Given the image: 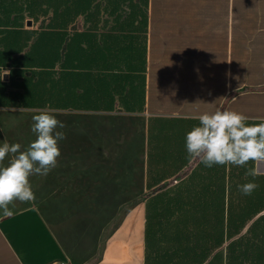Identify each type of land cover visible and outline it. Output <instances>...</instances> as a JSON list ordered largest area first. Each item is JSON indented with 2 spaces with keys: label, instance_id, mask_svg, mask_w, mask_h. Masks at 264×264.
Returning <instances> with one entry per match:
<instances>
[{
  "label": "crops",
  "instance_id": "0c3cea01",
  "mask_svg": "<svg viewBox=\"0 0 264 264\" xmlns=\"http://www.w3.org/2000/svg\"><path fill=\"white\" fill-rule=\"evenodd\" d=\"M158 10L149 0L146 17L69 20L59 26L75 30L63 36L51 29L63 38L58 55L50 68L30 66L40 71L30 85L38 91L26 90L27 99L20 92L18 105L264 118V0H164ZM146 217L145 203L118 208L98 226L67 220L66 229L33 207L1 216L0 264H145Z\"/></svg>",
  "mask_w": 264,
  "mask_h": 264
},
{
  "label": "rangeland",
  "instance_id": "374dc122",
  "mask_svg": "<svg viewBox=\"0 0 264 264\" xmlns=\"http://www.w3.org/2000/svg\"><path fill=\"white\" fill-rule=\"evenodd\" d=\"M148 2L0 0V145L5 141L19 143L23 151L36 139L31 126L32 117L37 113L28 110L34 108L18 105V94L24 92L25 97L29 96L27 91L32 88L31 96L36 95L38 88L30 85L40 71L29 69L30 66L51 67L54 54L58 55L57 45L63 41L61 30L66 29L69 33L75 30L60 24L74 19L146 17ZM86 7L90 10L84 12ZM28 23L31 25L27 26ZM53 28L59 29L62 36H53ZM28 37L32 38L25 43ZM20 48L23 52L17 54ZM4 70L10 73L8 81L3 79ZM54 115L65 125L57 131L66 136L59 141L61 155L57 166L47 176L32 175L29 178L35 201H15L9 208L13 212L37 208L59 228L71 226L67 220L84 219L97 221L98 226L100 219L110 220L118 208L146 203L153 194L160 192L162 186H176L179 178L190 174L201 163L198 159H189L185 148L186 134L199 126L197 119L141 113L91 114L76 110H58ZM173 119L183 121L172 126L156 121ZM171 134L173 139H167L165 143V138ZM155 135L158 136L156 139L153 138ZM171 153L181 156L183 161L173 162L175 155ZM11 157L12 154L6 156L4 166ZM172 166L182 167L180 172H175ZM222 167L228 174L230 168L243 166ZM261 167L264 170V165ZM155 170L165 172L168 178L156 185L150 184L149 188V172ZM186 212L185 216L180 212L152 213V233L148 249L145 248V264H200L218 250H223L226 256V246L244 235L250 224L230 239L225 237L218 249L209 251L206 247H209L208 236L213 233L211 225L203 222L195 210ZM77 226L80 225L74 228Z\"/></svg>",
  "mask_w": 264,
  "mask_h": 264
},
{
  "label": "clouds",
  "instance_id": "9594fccd",
  "mask_svg": "<svg viewBox=\"0 0 264 264\" xmlns=\"http://www.w3.org/2000/svg\"><path fill=\"white\" fill-rule=\"evenodd\" d=\"M10 74L4 70V75ZM3 75V76H4ZM24 110V109H20ZM37 113L32 117L31 131L36 135L28 147L21 151L19 143L0 145V210L4 217L14 212L9 205L15 201L30 203L36 197L30 183L32 175L47 176L57 166L61 152L59 141L66 138L64 123L56 118L58 110L52 107L28 109ZM199 121L185 137V148L189 159L199 160L206 167L245 166V175L253 178L264 175V118L258 123H248L249 117L234 111L220 110L204 112L192 117ZM12 154L7 166L3 165L7 155ZM258 185L254 182L239 186L243 195L250 196Z\"/></svg>",
  "mask_w": 264,
  "mask_h": 264
},
{
  "label": "trees",
  "instance_id": "16d2710c",
  "mask_svg": "<svg viewBox=\"0 0 264 264\" xmlns=\"http://www.w3.org/2000/svg\"><path fill=\"white\" fill-rule=\"evenodd\" d=\"M163 1L150 0L152 14L155 8L158 14H162V10L158 8L162 6ZM87 10H89L88 7L84 9V12ZM126 18L133 17L128 16L124 19ZM30 39L31 37H28L25 43ZM19 52L21 48L17 51ZM77 87L80 89V85ZM156 121L172 126L183 120ZM190 122L186 121V123ZM251 123H258V121L249 124ZM157 137V135L153 136L154 139ZM167 139L172 140V134L165 138V143ZM171 155H175L174 158L172 157L173 162L183 161L181 156L180 159L175 153ZM180 167L172 166L175 172H180ZM251 167H254V164L249 162L240 169L230 168L229 173L226 174L225 169L220 165L209 168L200 163L190 174H184L179 178L180 182L176 186H162L160 192L153 194V197L148 198L145 203L147 213L145 248L148 249L152 233L153 212H164L165 215L180 212L185 216L186 210L190 212L195 210L201 215V220L212 227L213 233L208 236L209 247H206L209 251L218 249L222 246L225 237L230 239L233 235L239 234L241 229L250 223L244 235L237 240H232L226 246V256L223 250H218L215 253L212 252L208 261L205 259L200 264L205 261L206 264H264V175L255 178L246 176L247 169ZM167 178L163 171L149 172L151 182L148 187L152 186L150 184L161 183ZM249 182L256 183L258 188L250 196H246L241 193L239 186Z\"/></svg>",
  "mask_w": 264,
  "mask_h": 264
},
{
  "label": "water",
  "instance_id": "95a60500",
  "mask_svg": "<svg viewBox=\"0 0 264 264\" xmlns=\"http://www.w3.org/2000/svg\"><path fill=\"white\" fill-rule=\"evenodd\" d=\"M31 24L30 23H28L27 24V26H30ZM3 79H6V76H3ZM263 170V169H262Z\"/></svg>",
  "mask_w": 264,
  "mask_h": 264
}]
</instances>
